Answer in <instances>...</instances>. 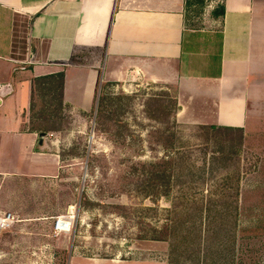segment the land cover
<instances>
[{
	"label": "rangeland",
	"instance_id": "374dc122",
	"mask_svg": "<svg viewBox=\"0 0 264 264\" xmlns=\"http://www.w3.org/2000/svg\"><path fill=\"white\" fill-rule=\"evenodd\" d=\"M193 2L187 18L209 11ZM48 81H33L21 129L48 142L38 168L53 173L0 175L14 216L0 264H264V149L177 123L172 87L100 83L83 112Z\"/></svg>",
	"mask_w": 264,
	"mask_h": 264
},
{
	"label": "crops",
	"instance_id": "0c3cea01",
	"mask_svg": "<svg viewBox=\"0 0 264 264\" xmlns=\"http://www.w3.org/2000/svg\"><path fill=\"white\" fill-rule=\"evenodd\" d=\"M189 1L205 0H0V175L53 173L38 168L48 142L21 127L33 79L58 72L80 111L100 83L172 87L177 123L264 149V0H210L193 19Z\"/></svg>",
	"mask_w": 264,
	"mask_h": 264
},
{
	"label": "built area",
	"instance_id": "2783aa9c",
	"mask_svg": "<svg viewBox=\"0 0 264 264\" xmlns=\"http://www.w3.org/2000/svg\"><path fill=\"white\" fill-rule=\"evenodd\" d=\"M30 58H31V54H30ZM2 89L3 88L0 86V95L2 94L1 93ZM13 218L14 216L11 212H1L0 213V233L2 229L6 228L12 223ZM62 218L63 217H58L55 220L54 229L57 231H67L70 225V222L68 220L69 218H66V217L63 219Z\"/></svg>",
	"mask_w": 264,
	"mask_h": 264
},
{
	"label": "trees",
	"instance_id": "16d2710c",
	"mask_svg": "<svg viewBox=\"0 0 264 264\" xmlns=\"http://www.w3.org/2000/svg\"><path fill=\"white\" fill-rule=\"evenodd\" d=\"M196 1H201V0H196ZM63 72H58V73H54V74H49V75H45V76H40V77H37L35 79H33V81H38V80H42V79H49V83L50 82H54V80H58L59 81V94H60V98H61V94H62V85H63ZM61 101H62V98H61ZM211 128H213L214 126H210ZM228 128V127H226ZM172 230H174V226H172Z\"/></svg>",
	"mask_w": 264,
	"mask_h": 264
}]
</instances>
